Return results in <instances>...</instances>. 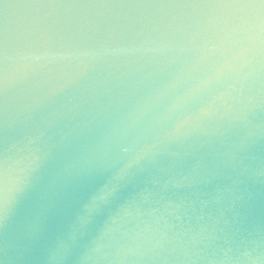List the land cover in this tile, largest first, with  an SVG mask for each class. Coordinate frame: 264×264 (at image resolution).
<instances>
[{
  "label": "water",
  "instance_id": "1",
  "mask_svg": "<svg viewBox=\"0 0 264 264\" xmlns=\"http://www.w3.org/2000/svg\"><path fill=\"white\" fill-rule=\"evenodd\" d=\"M0 264H264V0H0Z\"/></svg>",
  "mask_w": 264,
  "mask_h": 264
}]
</instances>
